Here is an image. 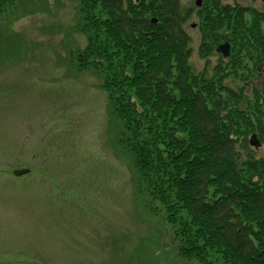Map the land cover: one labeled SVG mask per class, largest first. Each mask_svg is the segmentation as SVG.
Returning a JSON list of instances; mask_svg holds the SVG:
<instances>
[{"label": "rangeland", "instance_id": "rangeland-1", "mask_svg": "<svg viewBox=\"0 0 264 264\" xmlns=\"http://www.w3.org/2000/svg\"><path fill=\"white\" fill-rule=\"evenodd\" d=\"M81 2L17 0L0 19V264H199L178 254V226L138 182L101 72L76 61L84 22L95 27ZM220 2L264 14L262 0ZM199 8L181 0L189 65L210 81L217 65L227 72L232 43L220 41L230 44L227 57L217 45L200 50ZM223 82L243 84L239 72ZM245 86L264 99V73ZM251 149L264 157L263 142ZM22 168L29 172L12 173Z\"/></svg>", "mask_w": 264, "mask_h": 264}, {"label": "trees", "instance_id": "trees-1", "mask_svg": "<svg viewBox=\"0 0 264 264\" xmlns=\"http://www.w3.org/2000/svg\"><path fill=\"white\" fill-rule=\"evenodd\" d=\"M16 1L0 0V19ZM82 1L95 27L84 22L88 41L76 61L101 72L138 182L178 226V254L199 264H264V157L248 144L251 133L264 143V99L256 88L244 93L262 74L264 14L201 3L200 50L232 43L227 72L219 64L208 81L189 65L179 0ZM238 72V89L223 82Z\"/></svg>", "mask_w": 264, "mask_h": 264}, {"label": "water", "instance_id": "water-1", "mask_svg": "<svg viewBox=\"0 0 264 264\" xmlns=\"http://www.w3.org/2000/svg\"><path fill=\"white\" fill-rule=\"evenodd\" d=\"M195 3L197 5H200L201 0H196ZM152 21L155 22L156 20L152 19ZM229 47L230 46H229L228 42H223V43H220L217 45L216 51L222 53L223 56H227L229 54ZM248 143L255 148H258L261 144L255 133L250 135V137L248 139ZM28 172H29V169H27V168L15 169L12 171V173L16 176H21V175L26 174Z\"/></svg>", "mask_w": 264, "mask_h": 264}]
</instances>
